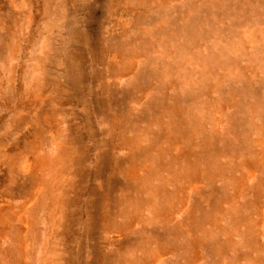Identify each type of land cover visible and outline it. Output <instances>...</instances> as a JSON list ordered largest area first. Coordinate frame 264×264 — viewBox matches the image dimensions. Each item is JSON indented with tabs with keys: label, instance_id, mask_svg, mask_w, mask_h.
I'll return each instance as SVG.
<instances>
[{
	"label": "rangeland",
	"instance_id": "1",
	"mask_svg": "<svg viewBox=\"0 0 264 264\" xmlns=\"http://www.w3.org/2000/svg\"><path fill=\"white\" fill-rule=\"evenodd\" d=\"M59 258L264 264V0H0V264Z\"/></svg>",
	"mask_w": 264,
	"mask_h": 264
},
{
	"label": "bare ground",
	"instance_id": "2",
	"mask_svg": "<svg viewBox=\"0 0 264 264\" xmlns=\"http://www.w3.org/2000/svg\"><path fill=\"white\" fill-rule=\"evenodd\" d=\"M217 52H222V49L220 48V47H217L216 49H215ZM62 148V146H60L59 147V152H58V155H57V157H61L62 156V158L65 156V154L66 155H68V153L67 152H65V149H61ZM57 153V152H56ZM64 155V156H63ZM57 157H56V159H57ZM61 160V159H60ZM37 164H39V165H42V166H37V167H39V168H41V167H44V166H46L47 165V160H46V158L45 157H42V159L41 158H39L38 160H37V162H36ZM38 168V169H39ZM44 169H46V167L44 168ZM61 259L59 258V260H57V259H53V263H51V264H60V261Z\"/></svg>",
	"mask_w": 264,
	"mask_h": 264
}]
</instances>
